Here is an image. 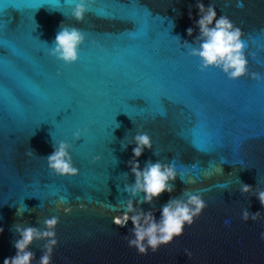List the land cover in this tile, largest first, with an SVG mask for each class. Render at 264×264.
Here are the masks:
<instances>
[{
  "label": "water",
  "instance_id": "water-1",
  "mask_svg": "<svg viewBox=\"0 0 264 264\" xmlns=\"http://www.w3.org/2000/svg\"><path fill=\"white\" fill-rule=\"evenodd\" d=\"M197 2L89 0L79 23L71 0H0V264L16 255L15 224L42 228L54 215L53 264H264V219L241 218L245 208L264 216V205L241 194L238 181L264 188V80L200 70L182 46L199 35ZM202 2L242 29L249 72L264 76V0H242V8L237 0ZM62 23L87 34L72 65L50 55ZM139 131L153 145L141 168L160 160L177 169L174 191L155 199L156 209L186 188L202 190L208 203L182 237L147 255L124 239L131 220L113 223L130 198L125 185L135 182L128 162ZM52 139L73 144L78 175L50 171ZM43 243L29 247L37 260Z\"/></svg>",
  "mask_w": 264,
  "mask_h": 264
},
{
  "label": "clouds",
  "instance_id": "clouds-1",
  "mask_svg": "<svg viewBox=\"0 0 264 264\" xmlns=\"http://www.w3.org/2000/svg\"><path fill=\"white\" fill-rule=\"evenodd\" d=\"M71 2L75 4L71 12L72 19L82 23L90 11L89 0H79L78 3L71 0ZM196 7L199 9L200 17L196 21L199 35L192 43L185 40L182 46L189 49L191 56L200 59V70L203 72L210 68H217L231 80H239L246 76H250L251 79L258 82L264 80V76L260 73L249 72L248 59L245 54L247 44L243 39L242 29L237 27L228 16H218L213 3L206 7L202 0H198ZM237 7H243L242 0H237ZM194 31V28H188V36H193ZM86 38L87 34L82 29L62 23L50 48V55L66 65L75 64L79 61L80 48ZM178 39L181 42L180 37ZM87 131V129L77 130L73 134V139L81 140ZM52 141L54 151L46 157L50 171L58 176L78 175L79 168L76 167L71 154L73 144L66 140L56 142L52 139ZM130 144L136 145L132 149L134 158L128 162L131 173L135 176V182L125 185V191L130 198L125 201L126 210L115 215L113 223L118 227H125L131 220L134 228L130 229V236L124 237L128 247L134 248L138 254L147 255L149 252L155 254L161 250L162 246L167 247L182 237L185 225L191 226L195 219L203 214L208 203L204 199L202 190L186 188L180 198H171L161 209H156L154 200L165 192L172 193L174 191L172 182L178 177L176 166L173 163H164L160 160L155 163L149 160L141 168V164L138 162L139 158L146 148L153 150L152 138L147 132H137ZM128 145H123V147L126 149ZM154 155L157 154L154 153ZM99 159L100 157L97 156L93 162ZM221 171L223 173V169ZM238 181L241 194H252L258 198L261 205H264V188L258 185L253 188L240 181L239 177ZM141 193L144 195L141 196ZM60 201L65 202V198L61 197ZM144 203L152 205V210L146 212L143 208L136 206ZM57 206L59 207V204ZM25 207L27 208L26 205ZM114 209L115 207L112 205L110 210ZM155 211L162 213L159 221L154 215ZM19 212L18 208L17 213ZM241 218L244 222L249 220L256 222L264 219V216L260 212L253 214L248 208H245ZM42 223V228L25 226L24 223L14 225V231L19 235V239L14 242L16 255L5 258L3 264H34V261L36 264H53L54 252L59 246L56 229L60 224V218L54 215L51 218H45ZM3 231V228H0V233ZM260 239L264 240V232L260 233ZM37 241L44 242L43 254L39 260L36 259L35 253L29 250V247ZM184 251L191 258V253L187 249Z\"/></svg>",
  "mask_w": 264,
  "mask_h": 264
},
{
  "label": "snow or ice",
  "instance_id": "snow-or-ice-1",
  "mask_svg": "<svg viewBox=\"0 0 264 264\" xmlns=\"http://www.w3.org/2000/svg\"><path fill=\"white\" fill-rule=\"evenodd\" d=\"M4 38L2 35H0V39Z\"/></svg>",
  "mask_w": 264,
  "mask_h": 264
}]
</instances>
